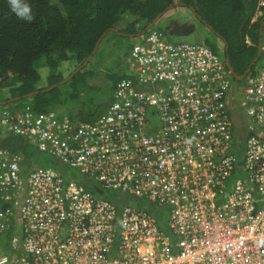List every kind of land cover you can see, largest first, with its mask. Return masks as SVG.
I'll list each match as a JSON object with an SVG mask.
<instances>
[{
  "label": "built area",
  "instance_id": "1",
  "mask_svg": "<svg viewBox=\"0 0 264 264\" xmlns=\"http://www.w3.org/2000/svg\"><path fill=\"white\" fill-rule=\"evenodd\" d=\"M129 53L93 122L0 111L5 132L76 172L0 147V264H264V67L238 99L203 43L150 28Z\"/></svg>",
  "mask_w": 264,
  "mask_h": 264
},
{
  "label": "trees",
  "instance_id": "2",
  "mask_svg": "<svg viewBox=\"0 0 264 264\" xmlns=\"http://www.w3.org/2000/svg\"><path fill=\"white\" fill-rule=\"evenodd\" d=\"M258 1L27 0L33 20L26 22L10 12L7 0H0V78L4 79L0 93H8L0 97V106L10 103L11 108H21L30 104L35 113L55 111L64 106L68 109L67 116L75 121H95L111 101L116 82L128 73V52L133 41L126 45L115 44L112 48L118 56L127 52V57H124L122 69L105 74L111 82L106 99L100 98L102 89L92 83L96 71L91 72L87 65L96 58L100 48L107 45L109 36L134 38L175 3L190 8L208 32L223 43L224 56L235 74L240 75L249 68L248 74L253 75L264 62V53L258 56L257 51L260 33L264 46V20L261 23L264 5L258 6ZM256 10H260L261 15L252 21ZM204 43L213 50L207 41ZM95 46L91 59L80 68ZM64 79L67 81L59 84ZM8 100L11 102L1 104ZM20 100L25 101L19 103ZM69 101L73 102L71 109ZM0 147L21 155L24 168L35 164L51 169L46 161L55 160L37 151L26 138L5 132L1 124ZM85 180L90 190L92 182Z\"/></svg>",
  "mask_w": 264,
  "mask_h": 264
},
{
  "label": "rangeland",
  "instance_id": "3",
  "mask_svg": "<svg viewBox=\"0 0 264 264\" xmlns=\"http://www.w3.org/2000/svg\"><path fill=\"white\" fill-rule=\"evenodd\" d=\"M152 29L157 30L159 33H161L163 36H165L168 40L171 41H188V42H202L207 41L212 47L214 52L221 58L224 56V49L223 43L218 40L216 37L211 35V33L208 32V30L205 28V26L195 17V15L189 10L187 7L182 6H175L174 8L169 9L163 15L159 18V20L154 23L151 26ZM108 37V36H107ZM133 37L128 38H121L118 35L112 34L109 36L106 40L107 45L100 48V51L97 53L96 58L90 62L89 65H87L91 72L97 73V75L93 76L94 81H92L93 84L98 85L99 89H102V93L100 95V98L102 100L107 98L108 93V85L110 86L111 82L108 81L105 74L119 71L121 66L123 64L125 65V58L127 57V52L122 55H117L113 53L112 48L115 44L117 45H126L131 44L133 41ZM110 51V53H108ZM106 53V54H104ZM129 53V52H128ZM86 66V65H85ZM83 66L82 68H84ZM4 79L0 78V86ZM232 80L231 81V92L235 94V96L238 99H243L245 96L244 93V86H245V78L242 80ZM1 91V90H0ZM81 91V89L79 90ZM7 91H3V93H0V97L4 98L7 96ZM84 95V94H83ZM84 96H82L83 98ZM63 98V97H62ZM1 101V100H0ZM25 100H20L19 103L24 102ZM234 107L231 109L232 114V127L233 132L238 133L242 132V127L245 125L246 121L244 119V115L240 114V109L238 107V103L236 101H233ZM12 105L6 104L3 106H0V111L2 109H11ZM73 107V102H68V108L71 109ZM58 111L60 114H64L68 111V109H64V106H61L58 108ZM64 112V113H62ZM43 155H46L49 158V155L47 153L41 152ZM46 165L50 167L52 170L59 171L65 175L75 174V170L69 168L67 165L62 163L61 161L54 160H48L46 161ZM90 190H96L99 192L100 197H103L105 199L112 200L113 198L110 197L109 192L107 191H100V189L95 185L91 184L89 185ZM5 237V236H4ZM3 235L0 236V243L4 239Z\"/></svg>",
  "mask_w": 264,
  "mask_h": 264
},
{
  "label": "clouds",
  "instance_id": "4",
  "mask_svg": "<svg viewBox=\"0 0 264 264\" xmlns=\"http://www.w3.org/2000/svg\"><path fill=\"white\" fill-rule=\"evenodd\" d=\"M7 2H8V6H9V10H10V12L13 14V15H15V17L17 18V19H19V20H24V21H26V22H31L32 20H33V12H32V8H31V5L27 2V0H7ZM259 6V5H258ZM174 8V7H173ZM189 10H190V8H188ZM192 13H193V11H191ZM259 12V13H258ZM163 15V14H162ZM161 15V16H162ZM261 15V12H260V10H256V12H255V14L253 15V17H252V21H254V20H256V18L258 17V16H260ZM263 20H264V18H263ZM262 21V20H261ZM262 23V22H261ZM148 30V29H147ZM146 30V31H147ZM146 31H144V32H146ZM143 32V33H144ZM143 33H140V34H143ZM140 34H138L137 36H139ZM136 36V37H137ZM136 37H134V39L136 38ZM245 42H247V43H249V39H247V38H245ZM196 43H202V42H196ZM203 44H205V43H203ZM206 45V44H205ZM207 46V45H206ZM209 47V46H208ZM210 48V47H209ZM257 48H258V45H257ZM211 49V48H210ZM213 51V50H212ZM257 51H258V49H257ZM261 52H263L264 53V50H263V47H262V42H261V51H260V53ZM213 53L215 54V55H217L214 51H213ZM260 53L258 54V56L260 55ZM218 56V55H217ZM219 57V56H218ZM222 61H223V63H224V66H225V68H226V70L228 71V73H229V77H230V83H231V81L233 80V79H235L236 80V78H235V75L237 76V74H235L234 72H232L233 71V69H232V71H230L229 70V68L226 66V62H225V60L227 59L225 56H223V58H221V57H219ZM229 62V61H228ZM254 62H252V64H253ZM264 67V62H263V64L260 66V67H258L257 68V70H256V72L259 70V69H261V68H263ZM232 68V67H231ZM248 70V71H247ZM245 72H247L240 80H242V79H244L245 78V80H246V78L248 77V76H252V75H250V74H248L249 73V68L247 69ZM245 72H243L242 74H244ZM256 72H255V74H256ZM233 73H234V75H233ZM242 74H240V75H242ZM254 75V74H253ZM238 81V80H237ZM230 92H231V90H230ZM27 98H29V97H27ZM6 104V103H5ZM54 111V110H53ZM56 111V110H55ZM48 112V111H47ZM56 112H58V111H56ZM59 113V112H58ZM62 113H64V112H62ZM65 115H67L66 113H64ZM243 128H244V126L242 127V130H243Z\"/></svg>",
  "mask_w": 264,
  "mask_h": 264
},
{
  "label": "water",
  "instance_id": "5",
  "mask_svg": "<svg viewBox=\"0 0 264 264\" xmlns=\"http://www.w3.org/2000/svg\"><path fill=\"white\" fill-rule=\"evenodd\" d=\"M175 6H180V4L179 3H175L174 5H172V6H170V9L171 8H173V7H175ZM161 15H162V13H160V14H158L147 26H146V28H145V30L144 31H146L147 29H149L154 23H156L158 20H159V18L161 17ZM261 22H263V19H262V21ZM144 31H142L141 33H143ZM97 45V44H96ZM95 50H96V46H95V48H94V50L92 51V53H91V55L90 56H88V58L83 62V64L80 66V68H82L83 66H85L87 63H88V61L91 59V57L93 56V54H94V52H95ZM260 51H261V33H260V39H259V42H258V54L260 53ZM225 62H226V66L229 68V70L230 71H232V68H231V66H230V64H229V62H228V59H226L225 60ZM79 68V69H80ZM248 71V70H247ZM233 72V71H232ZM247 72H245L244 74H242V75H235V78H236V80H240L245 74H246ZM233 75H234V73H233ZM67 81V79H64V80H62L59 84H62V83H64V82H66ZM58 84H56V85H53V86H51V87H49L48 89H52V88H54V87H56ZM31 96V95H30ZM30 96H27V97H30ZM13 100H16V98L15 99H13ZM8 102H11V100H8V101H4V102H1V104H5V103H8Z\"/></svg>",
  "mask_w": 264,
  "mask_h": 264
},
{
  "label": "crops",
  "instance_id": "6",
  "mask_svg": "<svg viewBox=\"0 0 264 264\" xmlns=\"http://www.w3.org/2000/svg\"><path fill=\"white\" fill-rule=\"evenodd\" d=\"M262 47H263V50H264V46L262 45Z\"/></svg>",
  "mask_w": 264,
  "mask_h": 264
}]
</instances>
